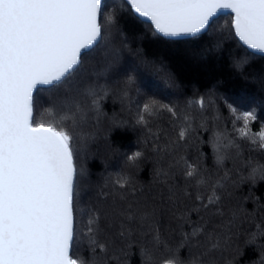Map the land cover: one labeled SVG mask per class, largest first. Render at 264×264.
I'll list each match as a JSON object with an SVG mask.
<instances>
[{"label": "snow or ice", "instance_id": "6c2138e0", "mask_svg": "<svg viewBox=\"0 0 264 264\" xmlns=\"http://www.w3.org/2000/svg\"><path fill=\"white\" fill-rule=\"evenodd\" d=\"M125 4L160 47L191 45L205 35H216L215 48L206 49L212 52L223 41H234L247 53L242 58L230 53L233 69L244 79H249L245 75L249 56L264 60V0H125ZM107 7L104 0H0V264H100L110 245H123L119 251L125 252L137 245V236L141 264H156V251L172 250L162 229L175 232L173 222L181 236L177 255L180 248L204 240L210 243L209 251L231 248L235 259L243 254L236 242L243 235L244 246L255 245L259 253L253 264H264V211L259 219L255 214L264 210L260 202L264 197H251L254 211L243 200L233 208L225 204L233 195L230 188L264 182V166L244 161L250 168L246 174L235 168L244 151L241 140L248 139L264 150V95L258 98V107L244 109L236 106L243 104L242 97L229 103L223 94L210 90L199 99H187L183 112L178 99L168 103L155 99L145 91L147 85L140 87V74L158 77L166 89L178 90L174 74L163 62L144 56L142 49L126 60L132 49L115 8L106 15ZM225 16L227 31L214 32ZM115 35L123 37L120 45L114 43ZM93 60L99 68L88 66ZM101 77L104 83H99ZM252 79L264 93V72ZM109 96L120 104L121 113H133L131 121L121 113L109 116L103 110ZM41 97L54 102L61 112L75 109L73 128L77 115L86 119L90 112L97 124L109 119L112 130L130 124L144 129L139 143L152 145L148 183L154 187L146 191L141 184L137 188L124 167L104 178V188L111 182L112 191L102 190L101 199L113 197L110 214H105L107 227L118 224V230L108 237L101 227L100 211L94 210L87 221V261L80 255L84 233L77 206L81 195L78 135L63 119L45 120L37 115ZM194 106L200 111L198 122L190 114ZM222 107L232 117L239 139L227 124L220 126ZM209 109L211 118L205 115ZM161 111L176 120L171 125L177 129L174 138L165 134L161 139L160 133L152 132L150 118ZM238 121L243 127L236 129ZM257 121L260 131L254 133L251 125ZM202 132L211 134L205 139ZM193 136L199 142L195 157L188 154L187 141ZM205 145L214 154V170L206 163ZM145 158L144 151L138 150L125 155L124 165L136 167ZM245 223L256 230L244 231ZM198 264H204L203 260Z\"/></svg>", "mask_w": 264, "mask_h": 264}, {"label": "trees", "instance_id": "16d2710c", "mask_svg": "<svg viewBox=\"0 0 264 264\" xmlns=\"http://www.w3.org/2000/svg\"><path fill=\"white\" fill-rule=\"evenodd\" d=\"M104 2L108 5L105 9V14H109L115 8L124 36L127 37V43L129 45L132 44L130 46L132 53H126V60L131 59L137 49H142L144 56L166 64L168 70L175 76V83L180 86L178 91L175 92L173 89H166L163 81L158 77L151 76L148 73H141L140 87L144 88L147 85L148 87L145 88V91H148L150 96H154L155 99L165 103L173 101L175 97L182 98L179 103L180 112H183L187 99H199L201 95L208 93L210 90H216L223 94L228 98L229 103L233 102L234 97H242L243 104H237L238 108L258 107L257 100L264 93H261L259 85L252 77L264 72V60L253 59L249 56V63L245 65V75L249 79H244L233 69L230 53H234L237 58L245 57L247 53L243 49L238 48L234 41L225 40L221 49L209 52L206 49L214 48V44L217 43V36L205 35L191 45L163 48L154 42L153 38L147 33L145 26L127 11L125 0H104ZM226 20H228L227 16L222 17L214 26V32L217 29L226 32L227 29L224 27V21ZM113 39L116 45H120L123 37L115 35ZM136 59H139V57L137 56ZM88 66L90 68H99V64L95 60L89 63ZM104 82V78L101 77L99 83ZM108 83L111 84V79ZM113 87L115 86L113 85ZM140 99L143 100L144 98L140 97ZM103 110L111 116L114 111L121 113V106L118 102H114L112 96H109L103 102ZM74 111L75 109L61 112L54 106V102H50L46 97H41L37 103L38 116H42L45 120L63 119L65 126L78 135L75 146L78 153L77 164L81 172V195L77 201V206L81 210V226L84 233V246L80 255L87 261L90 258V252L87 248V221L92 218L94 210L100 211L102 217L101 227L105 229L108 237H114L118 230V224L113 228L107 227L109 220L105 214H110L113 197L109 196L107 201L101 199L100 193L102 190L112 191L111 182H109L107 188H104V178L124 167L125 172L131 173L134 177L136 187L139 188L143 184L147 191L148 188L154 187L148 183L152 178L153 153L151 151V143L146 147L139 143L141 137L144 136V129L133 128L130 124L126 128L112 130L109 119L102 118L100 123L97 124L90 112L86 119H82L77 115V126L73 128ZM121 114L129 121L133 119V113L125 111ZM190 114L195 117L197 122L201 118L200 111L195 106L191 109ZM205 115L211 118L213 115L212 110H207ZM220 116V126L223 127L224 124H227L228 130L239 139L238 132L233 130L232 117L226 108L222 107ZM262 118H264V115H262ZM150 119L152 132L160 133L161 139L165 138V134L168 138L175 137L177 129L171 125L176 123V120L170 113L161 111L157 116ZM212 124L213 122L210 119L209 127H212ZM241 127H243L242 121L236 122L235 128L239 129ZM251 130L254 133H258L260 131V122H254L251 125ZM210 134L201 133L205 139ZM145 138L149 141L152 139L151 136H146ZM240 142L244 151L242 157L236 160L235 168H239L240 172L246 174L250 168L245 165L244 161H250L252 166H264V150H259L252 146L251 141L248 139H243ZM187 143L190 146L188 154L195 157L197 155L195 145L199 142L193 136L189 137ZM138 150H143L146 158L140 160L136 167L131 165L125 167V155L130 156ZM203 151L207 154L206 163L209 169L214 170L215 157L211 147L205 145ZM181 154H184V152L182 151ZM228 168L233 169L232 176L235 179L236 172L232 162H229ZM119 179L123 183L124 178L119 177ZM229 190L232 191L233 195L225 200L228 208L236 207L243 200L246 206L249 207V211H254V201L251 197H264V182H261L258 186L243 185L237 189L230 188ZM245 197H249V199L244 200ZM129 201H131V197H129ZM260 202L264 203V199H261ZM261 211L264 210L255 212L257 219H259ZM172 228H175L176 231L173 232L170 228L162 229L163 238L168 241L172 250L161 248L156 251V264H160L161 261L172 255H176L185 261L193 258L203 260L204 264H228L230 260L233 261V264H253L254 261L258 262L259 260V253L255 245L244 246L245 237L243 235L236 241L242 247L243 254L236 256L235 259H233L234 253L231 248L222 251H209L210 243L204 240H201L199 244L193 243L180 248V255H177L176 249L181 243L180 229L177 227L176 222H173ZM243 228L244 231L254 232L256 230L254 225H249L248 223H245ZM101 238H105V234H102ZM136 239L137 245L131 249H126L125 252L127 254L119 251V248L123 245H117L115 248L110 245L107 256L101 258L100 264H141L142 256L139 252L141 240L139 236Z\"/></svg>", "mask_w": 264, "mask_h": 264}, {"label": "clouds", "instance_id": "9594fccd", "mask_svg": "<svg viewBox=\"0 0 264 264\" xmlns=\"http://www.w3.org/2000/svg\"><path fill=\"white\" fill-rule=\"evenodd\" d=\"M160 264H198V259L193 258L191 260L185 261L176 255H172L161 261Z\"/></svg>", "mask_w": 264, "mask_h": 264}, {"label": "rangeland", "instance_id": "374dc122", "mask_svg": "<svg viewBox=\"0 0 264 264\" xmlns=\"http://www.w3.org/2000/svg\"><path fill=\"white\" fill-rule=\"evenodd\" d=\"M217 43H215L214 44V48H215V45H216ZM132 44H130L129 46H131ZM221 47H222V44H221ZM221 47L219 48V49H221ZM219 49H216V50H219ZM110 80V79H109ZM173 91H175V92H177L178 90H173ZM179 100V103L181 102V100H182V98H179V97H175V98H173V101H175V100Z\"/></svg>", "mask_w": 264, "mask_h": 264}]
</instances>
